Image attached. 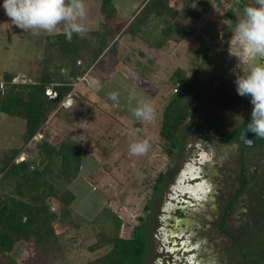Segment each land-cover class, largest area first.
Returning <instances> with one entry per match:
<instances>
[{"label": "rangeland", "instance_id": "rangeland-1", "mask_svg": "<svg viewBox=\"0 0 264 264\" xmlns=\"http://www.w3.org/2000/svg\"><path fill=\"white\" fill-rule=\"evenodd\" d=\"M113 1L118 10L117 22L120 25H127L147 2ZM244 1L248 5L254 3V0ZM86 5V22L90 28L88 34H91L100 27L102 20L100 1L86 0ZM226 11L227 6L224 4L210 10L200 20L181 15L178 22L193 26L194 34L179 42L169 40L162 49L150 48L139 38L133 40L127 35L119 42L116 55L109 54L103 65L93 66L84 78L78 80L76 91L72 97L65 98L62 104L68 107L75 103L76 106L83 99L82 95H86L90 101L84 102L80 111L82 122L78 121L74 126L77 136L86 140L88 148L84 153L81 175L72 183L62 176L58 177L55 174L59 167L58 158L50 178L57 181L60 188H69L75 194V200L68 210L53 202L51 208L54 215H64L69 221V224L61 225L67 235L71 237L81 233V236L70 252L54 249L33 264H89V260L96 258L100 252L103 253L104 249L92 252L86 246L96 240L93 233L98 228L96 225L92 226L89 219L108 199L111 200L110 206L125 221L122 233L124 236H133L140 228L147 237L145 264H155L160 259L165 264L171 257L166 254V249L173 251L178 246L177 251L182 252L184 247H188L183 242L193 246L200 244L203 252L222 262L221 253L228 252L226 244L229 238L220 229L219 223L226 202L238 187L237 180H233L234 176L237 177L234 171L238 170L234 161V143L229 138H223H226L235 124L234 117L248 114L245 109L251 104L250 97H241L236 92L233 70L237 59L230 57L228 52L234 24L242 15V9L237 7L229 19L222 17ZM3 19L10 22L6 15ZM161 27L159 21L152 25L151 31L155 33L153 36L159 34ZM27 33L30 36H24L25 48H34V53L29 67L18 70L19 77L35 75L38 69L37 48L45 46L48 35L35 30ZM203 44L212 48L199 75L203 100L194 107L193 116L182 133L180 152L169 158L162 151L159 138L158 111L163 105L161 99L171 90L169 77L177 68L194 73L195 66L203 57ZM145 67L148 70L143 71ZM136 68L145 72V77L135 73ZM111 92L119 93L118 104L109 99ZM138 99H146L153 105L156 110L153 121L140 122L132 116L131 108ZM87 110L89 113L85 114ZM64 119L62 114L61 118H54L48 124L45 131L51 139L57 136L62 138L63 133L70 128ZM134 129L140 131L133 135ZM9 134L11 141L13 133ZM41 139L42 134H38L27 144L29 150L28 153L25 151L23 159L28 155L39 159L36 143ZM143 139L150 141V151L143 156L132 155L129 151L130 144ZM107 148L111 153L105 157ZM161 171L165 172V179L156 194L153 186ZM258 186H262L260 180L255 185L256 188ZM255 187L252 186L251 194L256 193ZM253 197L255 198L254 195ZM146 204L150 206L148 215L145 212ZM240 204L242 203L239 202ZM236 206L228 219V226H233V231L242 227V215L237 213L238 203ZM139 216L146 217L143 223ZM138 224L141 225L136 226ZM9 254L17 260L16 264H29L28 261L34 255V246L18 242ZM4 261L7 263L9 260L6 258Z\"/></svg>", "mask_w": 264, "mask_h": 264}, {"label": "trees", "instance_id": "trees-1", "mask_svg": "<svg viewBox=\"0 0 264 264\" xmlns=\"http://www.w3.org/2000/svg\"><path fill=\"white\" fill-rule=\"evenodd\" d=\"M99 1L102 17L100 27L83 38L73 35L71 43L66 41L62 32L48 34L43 52L37 55L38 69L35 75L20 76L26 78L28 83H14L13 79L18 75L9 71L3 73L5 87H0V112L25 120L23 147L0 150V256L8 258L7 264L17 263L9 253L18 242L34 246V255L28 261L33 264L54 249L70 252L81 236V233L71 237L67 235L61 225L69 221L64 215H54L51 208L53 202L68 210L75 200V194L69 188H60L58 182L50 178L57 156L60 157L55 173L58 177L62 176L72 183L81 175L84 153L88 148L86 140L77 136L74 126L78 121L82 122L80 111L84 102L90 101L86 95H82L83 99L76 106L75 103L68 107L62 104L70 93L73 95L76 91L78 80L84 78L93 66L103 65L109 54L116 55L119 42L127 35L133 40L139 38L148 47L156 49H162L169 40L179 42L182 38L192 36L195 28L185 22H178V19L183 15L200 20L210 12L212 6L210 0H175V3L172 0H147L127 25H120L114 1ZM226 6L227 11L222 17L229 19L237 7L243 10L249 5L244 0H228ZM156 21L162 24V30L153 36L155 33L151 29ZM210 49V46L203 44V57L195 66L193 74L177 68L169 77L172 88L166 96H162L163 105L158 111L162 151L169 158L180 152L182 133L193 116L194 107L203 100L199 75L212 52ZM145 70H148L147 67L143 68ZM134 72L142 77L146 74L137 68ZM48 89L56 92L57 96L53 98L47 92ZM88 113L89 110L85 112ZM62 114L70 128L63 133L62 138L57 136L51 139L45 129L54 118H61ZM40 133L42 139L36 143L39 159L28 155L16 161L23 149L28 153L27 144ZM110 153L107 148L104 156ZM164 179L165 172L161 171L153 186L156 194ZM110 204L111 200L108 199L89 219L91 225L98 228L93 233L96 240L85 246L92 252L104 249L103 253L89 260V264H145L147 237L140 228L133 236H124L125 221ZM149 207L146 204L147 215ZM145 219V216H139L141 223Z\"/></svg>", "mask_w": 264, "mask_h": 264}, {"label": "clouds", "instance_id": "clouds-1", "mask_svg": "<svg viewBox=\"0 0 264 264\" xmlns=\"http://www.w3.org/2000/svg\"><path fill=\"white\" fill-rule=\"evenodd\" d=\"M2 7L11 25L23 31L49 35L62 32L69 43L73 35L83 38L90 31L86 0H3ZM228 52L237 59L233 70L236 92L241 97H250L252 110L247 128L253 135L264 138V0H254L243 8L234 24ZM109 99L118 104L119 93H109ZM131 113L140 122L156 118L155 108L146 99H138ZM139 131L134 129L133 135ZM151 147L150 141L143 139L131 143L129 151L134 156H143Z\"/></svg>", "mask_w": 264, "mask_h": 264}, {"label": "flooded vegetation", "instance_id": "flooded-vegetation-1", "mask_svg": "<svg viewBox=\"0 0 264 264\" xmlns=\"http://www.w3.org/2000/svg\"><path fill=\"white\" fill-rule=\"evenodd\" d=\"M251 110L250 104L245 109L248 114L245 113L243 119H233L235 124L232 125L226 138H223H229L234 143V156L236 155L234 161L238 167V170L234 171L237 177L234 176L233 179L237 180L238 187L226 202L219 223L220 229L229 238L226 244L228 252L222 251V262H218L217 257L203 252L200 244L193 246L183 242V245L188 247H184L182 252L177 251L178 246L173 251L165 247L166 254L171 255L170 260L167 259L165 264H264V138H258L257 142L251 141L255 135L249 131L247 135L250 140L245 139L249 145L243 143L241 138L242 131L250 119ZM200 173L203 174V171ZM259 180L262 186L256 188L255 185ZM253 185L257 189L255 194L250 192ZM239 202L242 204L239 205ZM237 203L239 206L237 213L242 215V227L233 231V226H228V219L231 211L237 208ZM229 205L231 207L228 208ZM173 244L175 245V242ZM161 260L155 264H163Z\"/></svg>", "mask_w": 264, "mask_h": 264}, {"label": "crops", "instance_id": "crops-1", "mask_svg": "<svg viewBox=\"0 0 264 264\" xmlns=\"http://www.w3.org/2000/svg\"><path fill=\"white\" fill-rule=\"evenodd\" d=\"M1 3L3 4V0H0V81H3V73L5 71H9L18 75V70L21 67L23 69L29 67L31 56L34 53V48H25L26 41L24 40V36L28 35V31H23L14 25H11V21L8 22L7 19H3V16H5V12ZM7 18L9 19V17ZM21 37L23 38V40ZM21 45H23V47H21ZM43 49L44 46L42 47V49L37 48L38 54L42 53ZM17 118L19 117L10 116L8 114L0 112V150L20 149L23 147L25 120L22 118ZM17 126L18 129H16ZM10 132L13 133L12 137H14L13 139L11 138V141V136L9 134ZM24 153L26 152L23 149L17 156L16 161L19 160V157H22L23 160ZM58 158H56V160L54 161L55 163ZM0 262L1 264H7L1 256Z\"/></svg>", "mask_w": 264, "mask_h": 264}, {"label": "built area", "instance_id": "built-area-1", "mask_svg": "<svg viewBox=\"0 0 264 264\" xmlns=\"http://www.w3.org/2000/svg\"><path fill=\"white\" fill-rule=\"evenodd\" d=\"M212 2V6H211V9L210 10H213L215 8H218L220 6H223L225 3H227L228 0H210ZM13 82L14 83H28L29 81L26 79V78H21L19 76L15 77L13 79ZM77 85V84H75ZM0 87L1 88H4L5 87V81H1L0 82ZM48 93L53 97L55 98L57 96L56 92H52L50 89H48ZM68 97H72V94L70 93L68 95Z\"/></svg>", "mask_w": 264, "mask_h": 264}, {"label": "water", "instance_id": "water-1", "mask_svg": "<svg viewBox=\"0 0 264 264\" xmlns=\"http://www.w3.org/2000/svg\"><path fill=\"white\" fill-rule=\"evenodd\" d=\"M248 128H247V126L244 128V130L242 131V134H241V138H242V140H243V143H245L246 145H249L246 141H245V139L247 138V139H249L248 138ZM258 138H260V137H258V136H254L252 139H251V141H255V142H257V140H258ZM250 140V139H249Z\"/></svg>", "mask_w": 264, "mask_h": 264}]
</instances>
